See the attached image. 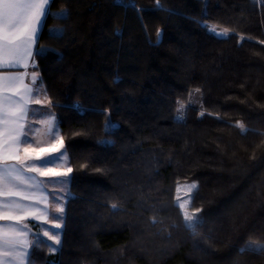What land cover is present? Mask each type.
I'll use <instances>...</instances> for the list:
<instances>
[{"label":"trees","instance_id":"trees-1","mask_svg":"<svg viewBox=\"0 0 264 264\" xmlns=\"http://www.w3.org/2000/svg\"><path fill=\"white\" fill-rule=\"evenodd\" d=\"M160 3L51 0L35 69L72 171L31 264H264L241 251L264 242V0Z\"/></svg>","mask_w":264,"mask_h":264},{"label":"snow or ice","instance_id":"snow-or-ice-1","mask_svg":"<svg viewBox=\"0 0 264 264\" xmlns=\"http://www.w3.org/2000/svg\"><path fill=\"white\" fill-rule=\"evenodd\" d=\"M119 2V0H118ZM51 0H0V70L27 68L28 61L33 56V46L37 42V36L46 18L51 13ZM126 6L135 7L134 2ZM156 8L165 10L160 0H157ZM64 16L63 10L58 14ZM209 32L217 36L228 37L229 29L224 28L217 31L216 25H203ZM56 35L55 30H50ZM160 38V31H157V40ZM23 75L3 76L0 75V221H15L16 223L0 224V264H31V250L36 245L29 241L28 225L22 221L25 215H31L35 219L48 216L47 208L41 209L38 205L47 201L45 183L53 185L66 183L63 180H49L47 182L37 179L28 173H39L40 176H67L72 171L68 167L66 172L57 169L68 164L67 150L63 148V137L60 134L58 122L50 114V118L43 122L46 124L45 135L51 142L59 143L60 148L56 149L57 154L41 156L35 154L40 148V141L33 140L29 133L34 131L30 124L27 125L29 115L28 101L31 99L33 90L23 86ZM33 83L36 77L33 76ZM17 85L23 86L20 91ZM15 90L14 94L8 92ZM197 92L199 89L196 90ZM178 119L182 120L184 106L177 109ZM204 113L202 112L201 115ZM242 132H246L245 125L238 122L237 125ZM36 147H33V145ZM23 153V154H22ZM49 165H55L50 168ZM86 165H82L85 167ZM97 171H100L97 169ZM188 193L196 189L195 183L184 185ZM179 192L180 189L178 188ZM56 199V197H53ZM191 197L180 202L181 209L190 202ZM34 203H27V201ZM112 208H117L116 204ZM63 207L59 206L57 211L63 213ZM198 211V210H197ZM40 213L41 216H38ZM54 219H61L54 216ZM185 226L195 233L200 224V218L194 213L184 211ZM156 221L153 220V223ZM58 228L59 225H56ZM49 236L48 231L44 232ZM59 234L49 236L56 244L60 243ZM56 249L53 247L52 251ZM241 251H251L255 254H264V243L249 242Z\"/></svg>","mask_w":264,"mask_h":264},{"label":"crops","instance_id":"crops-1","mask_svg":"<svg viewBox=\"0 0 264 264\" xmlns=\"http://www.w3.org/2000/svg\"><path fill=\"white\" fill-rule=\"evenodd\" d=\"M45 24V23H44ZM44 25L41 27L40 32L37 36V42L33 46V56L28 61L27 68L19 67V68H11V69H4L0 70V75L3 76H15V75H23V86H27L28 88H31L33 90L31 99L28 101V107H29V115L27 117V125L30 124L31 127L35 130L37 129L41 136L44 135V131L46 130L45 126L46 124L42 122V116L45 112H52L51 108V101L48 97V94L45 89V85L41 79V75L38 70L35 69L36 66V53L38 51V42L39 37L41 35L42 29ZM33 76L36 77V83H33ZM23 86L17 85L19 87L20 91H23ZM15 90H11L8 92L9 95L14 94ZM46 98V99H44ZM48 101V102H47ZM44 103V105H47L46 108L44 106H41ZM43 109L45 112H43ZM29 137L33 140H36L35 136L32 134V132L29 133ZM23 154V153H22ZM28 175H34L37 177V179L41 181H49L52 179H49V177L40 176L39 173H28ZM68 182V181H67ZM46 188V194L48 196L46 202H41L38 206L41 209L47 208L48 216L45 219L43 216H41L40 213H37L38 216H41L40 219H35L31 215H25V218L23 219L22 223L28 225L29 229V236L28 239L32 243H35L39 239H44L48 243L51 242V239H49V236H53L55 234L61 235L60 231L63 227V220H64V210H65V195L63 194V197L59 199V194H57L58 187L51 183H45ZM68 196V194H67ZM53 197H56L54 199ZM27 203H34V201H27ZM59 206L63 207V213H59L57 211V208ZM54 216H60L61 219H54ZM9 223H16L15 221H0V224H9ZM56 225H59L57 228ZM48 231L49 236H45L44 232ZM58 236V237H59ZM51 245V244H50ZM32 248H30L31 250ZM52 250V247H51Z\"/></svg>","mask_w":264,"mask_h":264},{"label":"rangeland","instance_id":"rangeland-1","mask_svg":"<svg viewBox=\"0 0 264 264\" xmlns=\"http://www.w3.org/2000/svg\"><path fill=\"white\" fill-rule=\"evenodd\" d=\"M209 26H211V25H209ZM220 30H222V28L217 27V31H220ZM44 99H46V98H44ZM199 100L200 99H199L198 95L194 94L193 97H191L189 103L199 105V102H200ZM181 105L184 106V104H180V106ZM41 106H44L46 108L47 105H44V103H43ZM43 112H45L44 109H43ZM50 114L54 116V114L49 112V111L43 113L42 122L47 121L50 118ZM175 117L176 118L178 117V113L177 112L175 114ZM183 117H184V113H183ZM45 128H46V126H45ZM45 131H44V135L43 136H41L40 132L37 129L32 131V134L35 136L36 141H40L41 142L40 148L38 149V152L35 153V154H39L41 156L55 155V154H57L56 149L60 148V144L58 142L57 143L51 142L50 138L45 135ZM33 147H36V145L34 144ZM65 149L66 148H65L64 143H63V148L61 150H65ZM49 167L50 168H55L56 166L55 165H49ZM68 167L71 168L70 163H69V157H68V164L66 166H64V167H61V168L57 169V170L58 171H62V172H66ZM70 175H71V172L68 173L67 176H59V177L45 176V177H49V179L53 178L55 180L68 181L66 183H58V184H56V186L58 187L57 194H59V199L61 197H63V194H64L65 195V200H67V197H68L67 194L69 195V193H70V190H69ZM183 201H185V200H183ZM183 201H181V202H183ZM58 239L61 240V236H59ZM249 242L264 243V242H260V241L249 240L246 244H248ZM49 243L51 244V247L52 248L54 247L55 249H57L58 246L60 245V243L56 244L54 239H51V242H49Z\"/></svg>","mask_w":264,"mask_h":264}]
</instances>
